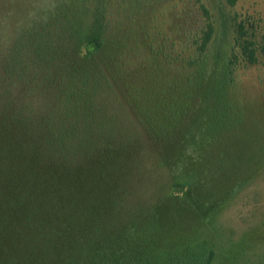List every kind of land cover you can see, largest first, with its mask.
<instances>
[{
    "label": "rangeland",
    "instance_id": "rangeland-1",
    "mask_svg": "<svg viewBox=\"0 0 264 264\" xmlns=\"http://www.w3.org/2000/svg\"><path fill=\"white\" fill-rule=\"evenodd\" d=\"M80 2L0 0V106L4 95L48 99L102 151L81 169L85 263L178 251L264 264V53L254 64L234 55L235 19L264 41V0H205L216 34L197 80L185 69L188 0L128 4L89 60L68 35L87 31ZM6 219L0 264H23L35 227Z\"/></svg>",
    "mask_w": 264,
    "mask_h": 264
},
{
    "label": "trees",
    "instance_id": "trees-1",
    "mask_svg": "<svg viewBox=\"0 0 264 264\" xmlns=\"http://www.w3.org/2000/svg\"><path fill=\"white\" fill-rule=\"evenodd\" d=\"M80 1L79 9L88 21L87 31L73 30L68 35L77 40H74L75 49L89 60L104 49L115 17L142 0ZM223 2L234 8L238 0ZM187 7L192 12L180 17L181 23L189 28L184 35L185 49L192 52L185 69L189 80H197L203 73L205 57L216 34V20L205 0H188ZM234 27L235 58L239 55L248 64L258 62L259 51L264 53V41H259L254 27L244 19H235ZM41 50L40 46L36 49ZM28 89L34 90L31 85ZM26 97H19L15 106L4 95V106H0V187L4 194L0 199L1 223L10 224L6 217L14 215L22 218L24 224L35 227L36 233L27 237L30 239L27 252L18 256L22 258L16 263L86 264L80 243L83 242L82 247L90 245L94 236L91 232L83 234L80 227L81 169L89 166L96 151H102L97 149L90 134H87L90 138L80 139L75 123L61 122L64 115L52 108L53 102L41 101L39 97L24 101ZM66 116L70 118L69 114ZM1 202L9 206L11 215L4 213ZM90 219L92 223H89L94 225L96 217L90 216ZM47 247L52 249L49 255L44 252ZM212 258L211 253L197 256L174 251L154 259L145 255L140 261L132 259L129 264H212ZM122 262L123 258L117 256L103 258L97 264Z\"/></svg>",
    "mask_w": 264,
    "mask_h": 264
}]
</instances>
